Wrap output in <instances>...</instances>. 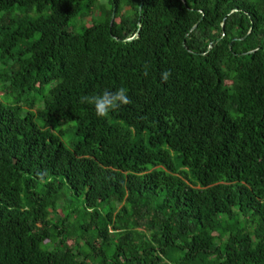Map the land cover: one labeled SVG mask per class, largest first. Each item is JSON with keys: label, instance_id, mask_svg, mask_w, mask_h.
I'll list each match as a JSON object with an SVG mask.
<instances>
[{"label": "trees", "instance_id": "16d2710c", "mask_svg": "<svg viewBox=\"0 0 264 264\" xmlns=\"http://www.w3.org/2000/svg\"><path fill=\"white\" fill-rule=\"evenodd\" d=\"M96 1L0 0V264H264V0Z\"/></svg>", "mask_w": 264, "mask_h": 264}, {"label": "clouds", "instance_id": "9594fccd", "mask_svg": "<svg viewBox=\"0 0 264 264\" xmlns=\"http://www.w3.org/2000/svg\"><path fill=\"white\" fill-rule=\"evenodd\" d=\"M147 70L144 75H147ZM171 75L169 70L161 73V79L167 82ZM131 101L127 96L126 89L121 87L116 91L105 90L102 94L81 97V103H88L94 106L95 113L99 118H107L110 112L117 110L121 105H127Z\"/></svg>", "mask_w": 264, "mask_h": 264}, {"label": "rangeland", "instance_id": "374dc122", "mask_svg": "<svg viewBox=\"0 0 264 264\" xmlns=\"http://www.w3.org/2000/svg\"><path fill=\"white\" fill-rule=\"evenodd\" d=\"M100 5L103 8L110 9V3H108V0H97L94 7L98 8V7H100ZM98 11L100 13H98ZM101 13H102V10L97 9L95 11L88 13V14H84L81 18H76V19L71 20L70 29H73L74 32H79L82 25L86 26V25H89L91 23H98V22L102 21L104 16H101V15H103ZM122 13H124L125 16H128L131 14L129 8L126 6H123ZM98 14H100V15H98ZM72 26H75V27L73 28ZM33 109H34L33 110L34 112L36 110H38L37 106H35V108H33ZM63 141L66 143L67 141H69V137L66 136L65 138H63ZM63 193H65V195L67 194V197L70 195L68 193V187L63 188ZM62 203L63 202L61 200V204ZM75 204L80 206L79 202H76ZM117 206H119V205L117 204ZM59 212H61V211L59 210ZM83 221L85 222L86 219L84 220L83 218H79V223H82Z\"/></svg>", "mask_w": 264, "mask_h": 264}]
</instances>
